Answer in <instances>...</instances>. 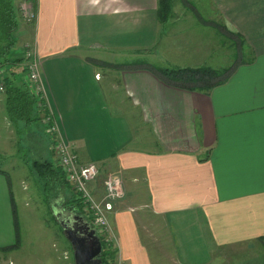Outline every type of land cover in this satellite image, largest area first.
I'll list each match as a JSON object with an SVG mask.
<instances>
[{
    "label": "crops",
    "instance_id": "1",
    "mask_svg": "<svg viewBox=\"0 0 264 264\" xmlns=\"http://www.w3.org/2000/svg\"><path fill=\"white\" fill-rule=\"evenodd\" d=\"M25 1L36 2L29 44L40 61L47 105L80 161L98 166L91 191L100 196L111 174L123 181L124 197L108 213L115 264H211L214 253V264H264L263 248L236 262L213 252L264 245V0H210L219 27L242 43L250 61L234 64L207 94L165 84L149 64L101 59L105 49L172 42L171 33L161 34L156 0ZM23 25L17 41L27 35ZM5 71L0 68V77ZM0 91L4 153L16 147L21 129L7 116L1 82ZM111 104L139 110L154 146H134L131 124L113 125L120 114L109 112ZM7 178L0 173V250L16 239ZM70 196L61 188L55 200ZM55 209L61 216L75 210ZM197 218L204 243L180 235ZM191 245L212 248L188 256Z\"/></svg>",
    "mask_w": 264,
    "mask_h": 264
},
{
    "label": "rangeland",
    "instance_id": "2",
    "mask_svg": "<svg viewBox=\"0 0 264 264\" xmlns=\"http://www.w3.org/2000/svg\"><path fill=\"white\" fill-rule=\"evenodd\" d=\"M18 1L23 3L25 0ZM171 4L173 16L161 23L160 31L161 34L171 33L173 35L172 42L160 40L159 44L155 43L153 46L128 47L120 50L105 49L101 59L112 64L145 63L155 67L209 65L215 68H228L234 64L236 49L233 42L235 39L231 35L228 36L222 28L213 27V23L220 25V21L210 0H172ZM24 23L28 26L27 35L18 34V41L12 50V56L22 58L23 64L20 66L24 67L23 72L25 73L27 60L22 56L24 52L22 48L25 49L26 44L30 45L33 23L25 20ZM21 28L25 30L23 24ZM170 45L172 47H169ZM20 69V67L16 69L18 80L22 74ZM111 106L109 107L111 114L112 111L114 116L117 112L120 114L116 120H114L116 117L113 118V125L118 127L122 119L131 124L134 146L143 149L154 146L148 128L142 125L140 118L136 116L139 115V110L133 109L130 112L128 105L122 108H115L113 104ZM131 115L134 116L131 118ZM28 128L17 135V140L18 138L19 140L14 149L4 153L0 152V169L7 175L14 195L9 193L14 199L20 238L19 244L14 248L0 250V264H74L72 245L60 224V218L63 217L61 216L62 212H57L54 207L57 205L54 201L56 198L52 197L51 202L48 201L43 183L25 162L26 158L30 160L44 159L54 162V165L57 166L51 148L52 137L44 131V126L40 122L33 124L30 129ZM120 128L123 127L120 126ZM31 130L33 131L31 132ZM66 190L71 197L75 196L71 185ZM76 202L72 201L70 204L66 202L69 210L75 209L72 211L74 215L80 214L82 209ZM202 229L204 230V226L197 218V223L182 228L183 232H180V235L184 233L187 235L186 239L204 243L208 240ZM196 233H199V239L195 237ZM208 247L212 248L210 245H191L189 247L191 251L187 255L194 256L197 251H201L206 256ZM261 248L264 250V245L254 244L248 245L243 250H213V252H223L224 257L221 255L218 257L220 260L236 262L256 253ZM179 250L181 258L183 256L185 258L186 255L181 249ZM213 255L211 264L219 263V260L213 259L215 256ZM215 258L217 259V256Z\"/></svg>",
    "mask_w": 264,
    "mask_h": 264
},
{
    "label": "trees",
    "instance_id": "3",
    "mask_svg": "<svg viewBox=\"0 0 264 264\" xmlns=\"http://www.w3.org/2000/svg\"><path fill=\"white\" fill-rule=\"evenodd\" d=\"M171 2L172 0H156V19L159 24L173 16ZM20 3L21 1L17 2V0H0V68L7 70L0 77V82L4 93L7 116L11 122L19 125L21 129L19 133H23L25 128L27 129L29 127L28 129H30L33 124L41 123L44 111L37 106V99L29 90L26 80H22L21 78L18 80L16 69L20 67L21 72H23L24 67L22 68L20 66L22 58L12 56V50L17 43L15 35L21 29V25L25 20L20 10ZM32 4L36 10V2L32 1ZM213 27L218 28L219 25L213 23ZM233 43L236 49L234 64L250 61V58H247L245 55L242 43L236 39ZM234 64L228 68H215L209 65L181 67L147 66L151 67V71H153L160 81L169 86L207 94L212 87L226 80ZM25 162L29 169L35 172L38 179L43 183L44 191L47 194L46 198L49 202H51L52 197L58 199L57 194L59 189L69 188L70 184L66 180L62 168L58 165L55 166L54 162L44 159L30 160L27 158ZM0 173L5 172L0 169ZM10 201L16 239L14 244L3 247V249L14 248L19 244L20 239L19 223L12 195H10ZM54 201L57 204L54 207L63 210H69L66 202L70 204L72 201H77L76 203L81 207V203L75 196L68 197L64 202ZM101 243L102 250L100 258L102 264H115L116 247L107 245L103 241Z\"/></svg>",
    "mask_w": 264,
    "mask_h": 264
},
{
    "label": "built area",
    "instance_id": "4",
    "mask_svg": "<svg viewBox=\"0 0 264 264\" xmlns=\"http://www.w3.org/2000/svg\"><path fill=\"white\" fill-rule=\"evenodd\" d=\"M20 10L25 21L35 20L36 13L32 2L23 1ZM25 47L22 48L23 56L27 60L25 80L29 90L37 99V106L44 111L41 123L44 125V131L52 137L51 148L55 163L62 168L75 197L81 203L83 218L95 229L101 241L113 245L114 234L108 222V213L113 211L116 202L124 197L123 181L119 175L111 174L104 179L103 192L100 196H96L91 191L90 183L98 176V166L95 162H81L71 144L62 136L57 119L47 105V92L41 75L39 58L30 45L26 44Z\"/></svg>",
    "mask_w": 264,
    "mask_h": 264
},
{
    "label": "water",
    "instance_id": "5",
    "mask_svg": "<svg viewBox=\"0 0 264 264\" xmlns=\"http://www.w3.org/2000/svg\"><path fill=\"white\" fill-rule=\"evenodd\" d=\"M60 224L72 245L74 264H102L101 239L82 215H65Z\"/></svg>",
    "mask_w": 264,
    "mask_h": 264
}]
</instances>
